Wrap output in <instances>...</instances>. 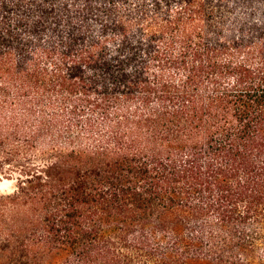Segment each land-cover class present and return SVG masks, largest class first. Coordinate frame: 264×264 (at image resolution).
<instances>
[{
    "label": "trees",
    "instance_id": "16d2710c",
    "mask_svg": "<svg viewBox=\"0 0 264 264\" xmlns=\"http://www.w3.org/2000/svg\"><path fill=\"white\" fill-rule=\"evenodd\" d=\"M0 264H264V0H0Z\"/></svg>",
    "mask_w": 264,
    "mask_h": 264
},
{
    "label": "rangeland",
    "instance_id": "374dc122",
    "mask_svg": "<svg viewBox=\"0 0 264 264\" xmlns=\"http://www.w3.org/2000/svg\"><path fill=\"white\" fill-rule=\"evenodd\" d=\"M11 187H12L11 183L0 181V193L10 192Z\"/></svg>",
    "mask_w": 264,
    "mask_h": 264
}]
</instances>
